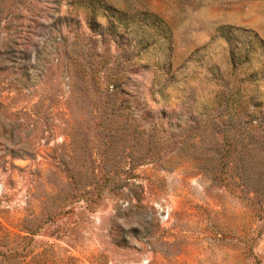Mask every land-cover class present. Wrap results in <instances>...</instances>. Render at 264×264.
<instances>
[{
    "label": "rangeland",
    "instance_id": "374dc122",
    "mask_svg": "<svg viewBox=\"0 0 264 264\" xmlns=\"http://www.w3.org/2000/svg\"><path fill=\"white\" fill-rule=\"evenodd\" d=\"M0 264H264V0H0Z\"/></svg>",
    "mask_w": 264,
    "mask_h": 264
}]
</instances>
